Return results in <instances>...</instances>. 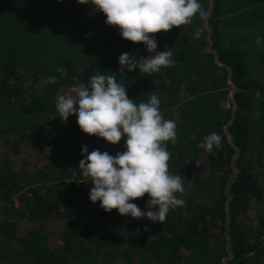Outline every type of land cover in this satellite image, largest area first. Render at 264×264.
I'll return each instance as SVG.
<instances>
[{"label": "trees", "instance_id": "16d2710c", "mask_svg": "<svg viewBox=\"0 0 264 264\" xmlns=\"http://www.w3.org/2000/svg\"><path fill=\"white\" fill-rule=\"evenodd\" d=\"M200 3L206 21L150 34L176 63L148 75L119 70L122 53H150L92 5L0 0V264H264V0ZM96 74L115 76L136 103L158 95L177 124L166 143L184 203L163 223L135 228L88 198L81 146L115 155L123 137L84 134L55 104ZM213 132L221 143L208 153L198 145Z\"/></svg>", "mask_w": 264, "mask_h": 264}, {"label": "clouds", "instance_id": "9594fccd", "mask_svg": "<svg viewBox=\"0 0 264 264\" xmlns=\"http://www.w3.org/2000/svg\"><path fill=\"white\" fill-rule=\"evenodd\" d=\"M77 3L90 4L94 12L104 14L105 24L117 27L122 39L143 44L150 53L147 58L137 59L134 54L124 52L118 57V64L121 71L138 69L148 75L176 63L171 48L156 51L157 42L150 34L191 24L197 15L204 21L208 18L200 0H77ZM195 36L199 37L200 32ZM262 39L258 37L256 43L260 45ZM57 71L67 75L64 68ZM56 82L57 77L48 78V83ZM55 107L63 121L75 115L84 134L102 138L111 145L125 137L124 150L115 155L99 149L89 153L86 145L81 146L83 158L78 169L84 178L81 182L92 185L88 193L90 202L99 201L105 212L116 209L122 216L146 218L156 224L165 221L170 209L184 203L177 196L184 192L181 175L169 172L170 152L166 143H175L177 124L162 117L158 95L152 94L147 102L136 103L115 76L96 74L87 85H74L70 94L57 96ZM220 143L221 136L213 132L198 147L211 153ZM145 194L148 199L146 209L142 210L131 201Z\"/></svg>", "mask_w": 264, "mask_h": 264}, {"label": "built area", "instance_id": "2783aa9c", "mask_svg": "<svg viewBox=\"0 0 264 264\" xmlns=\"http://www.w3.org/2000/svg\"><path fill=\"white\" fill-rule=\"evenodd\" d=\"M124 140H125V137L122 138V142H121V146L122 147H123V144H124ZM147 199H148L147 194H145L144 197L136 198L135 200H133L131 202L136 203L142 210H145L146 209V201H147ZM258 209H260V213H262V216L264 217V207H259ZM153 210H155V208ZM131 219L133 221V224H134L135 228H138L143 222L148 220L146 218L136 219V218H132V217H131Z\"/></svg>", "mask_w": 264, "mask_h": 264}, {"label": "crops", "instance_id": "0c3cea01", "mask_svg": "<svg viewBox=\"0 0 264 264\" xmlns=\"http://www.w3.org/2000/svg\"><path fill=\"white\" fill-rule=\"evenodd\" d=\"M263 83H264V77H263ZM258 93L255 94V96H257ZM259 207H255L256 211H257V215L259 216L261 213H260V209H258ZM258 209V210H257ZM261 216V215H260Z\"/></svg>", "mask_w": 264, "mask_h": 264}, {"label": "rangeland", "instance_id": "374dc122", "mask_svg": "<svg viewBox=\"0 0 264 264\" xmlns=\"http://www.w3.org/2000/svg\"><path fill=\"white\" fill-rule=\"evenodd\" d=\"M160 35V34H159Z\"/></svg>", "mask_w": 264, "mask_h": 264}]
</instances>
